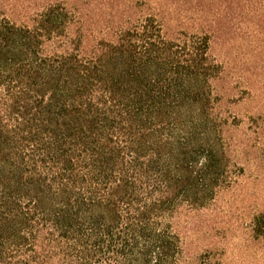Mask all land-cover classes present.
Listing matches in <instances>:
<instances>
[{"label":"trees","instance_id":"16d2710c","mask_svg":"<svg viewBox=\"0 0 264 264\" xmlns=\"http://www.w3.org/2000/svg\"><path fill=\"white\" fill-rule=\"evenodd\" d=\"M28 1L0 12V264H188L242 171L214 26L263 0Z\"/></svg>","mask_w":264,"mask_h":264},{"label":"rangeland","instance_id":"374dc122","mask_svg":"<svg viewBox=\"0 0 264 264\" xmlns=\"http://www.w3.org/2000/svg\"><path fill=\"white\" fill-rule=\"evenodd\" d=\"M28 6V0H0V12L19 23L29 21ZM256 6H223L214 26L212 52L223 63L217 89L222 108L237 118L230 133L242 171L233 190L190 219L188 264H264V0ZM175 18L173 34L195 30Z\"/></svg>","mask_w":264,"mask_h":264}]
</instances>
